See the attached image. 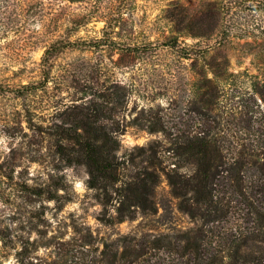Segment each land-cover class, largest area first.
<instances>
[{
	"label": "rangeland",
	"instance_id": "obj_1",
	"mask_svg": "<svg viewBox=\"0 0 264 264\" xmlns=\"http://www.w3.org/2000/svg\"><path fill=\"white\" fill-rule=\"evenodd\" d=\"M59 3L60 8L56 4L50 7L57 10L54 15L45 10L27 27L24 36L19 34L25 37L23 41L12 31H0V89L25 84L34 74L43 49L29 47V41L69 34L83 46L99 41L101 50L64 52L54 64L53 84L49 83L52 89L39 92L29 106L0 91V228L27 233L38 243L51 239L53 245L72 237L91 249H101L104 242L120 236L139 238L192 228L196 222L177 208L167 183L166 175L172 173L175 160L168 151L166 136L151 131L149 125L151 120L161 119L173 134L191 131L195 120L188 105L196 81L204 75L212 77L211 71L218 65L224 79L217 110L222 126L234 117L253 125L239 133L230 124L225 133L244 138L248 133H264V0ZM173 12H182L187 18L218 13V27L207 38L193 39L186 33H176V22L167 18ZM73 29L77 31L71 32ZM70 76L79 80L77 85L91 82L123 89V118L114 127L119 142V177L124 181L155 166L153 209L143 211L138 207L131 219L116 222V208L122 198L117 191L120 182L91 180L86 167L67 166L53 152L46 135L35 131L36 125L57 114L58 110L47 105L50 99L56 107L70 99L71 94L64 92L66 85L76 84ZM26 108L35 111L29 124L24 117ZM184 172L178 170L179 174ZM34 191L53 198L35 199L28 193ZM33 219L41 237L35 232L28 234ZM244 225L234 215L222 227L235 231ZM48 250L41 247L34 255L43 258ZM12 253L3 264H14Z\"/></svg>",
	"mask_w": 264,
	"mask_h": 264
},
{
	"label": "trees",
	"instance_id": "obj_2",
	"mask_svg": "<svg viewBox=\"0 0 264 264\" xmlns=\"http://www.w3.org/2000/svg\"><path fill=\"white\" fill-rule=\"evenodd\" d=\"M60 1L0 0V31L24 36L27 27L45 10L54 15L57 10L50 7L56 4L60 8ZM167 18L176 22V33H186L193 39L209 37L219 23L218 13L187 18L182 12H173ZM68 35L29 41V47L43 49L34 74L25 84L0 91L29 106L39 92L52 89L49 83L53 84L54 64L64 52L101 50L99 41L83 46ZM215 66L217 70L211 71L212 77L204 75L196 81L195 94L188 105V112L195 120L191 131L173 134L161 119L151 120L149 125L151 131H161L166 136L168 151L175 160L172 173L166 175L170 193L177 200V208L193 219L195 226L173 234L120 236L104 242L101 249L86 247L87 243H78L72 237L56 245L51 239L38 243L37 239L30 240L27 233H12L5 227L0 228V264L10 252L14 264H264V133L246 130L247 138L225 133L230 124L239 133L253 125L249 120L234 117L233 123L229 121L222 126L217 110L222 98L220 83L224 79L223 72ZM75 80L70 76V81L76 84L66 85L64 92L71 95L62 107H56L52 99L47 102L48 107L58 110L57 114L43 121L45 125H36L35 131L46 135L53 152L67 166L86 167L91 180L100 178L106 184L120 182L117 191L122 198L116 208V222L131 219L138 207L143 211L153 209L155 166L142 174L133 173L124 181L119 177L116 158L119 142L114 127L123 118L126 102L123 89L113 90L91 82L77 85L79 80ZM34 115L35 111L26 108L25 122L29 124ZM180 169L185 170L184 174L178 173ZM28 193L35 199L53 198L41 191ZM234 215L245 225L235 231L223 229L222 224ZM34 219L28 234L35 232L41 237ZM41 247L49 249L43 258L34 255Z\"/></svg>",
	"mask_w": 264,
	"mask_h": 264
}]
</instances>
